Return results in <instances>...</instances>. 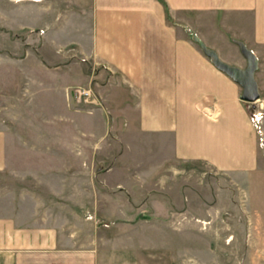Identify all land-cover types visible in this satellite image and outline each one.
<instances>
[{"label":"crops","instance_id":"obj_1","mask_svg":"<svg viewBox=\"0 0 264 264\" xmlns=\"http://www.w3.org/2000/svg\"><path fill=\"white\" fill-rule=\"evenodd\" d=\"M11 2L0 0V264H121L119 236L103 225L157 197L188 211L209 188L246 224L264 211L253 105L200 46L244 69V44L259 94L248 103L264 110V0ZM198 20L223 48L177 25ZM92 64L103 107L88 113L65 91L87 84ZM9 93L20 104L14 132Z\"/></svg>","mask_w":264,"mask_h":264},{"label":"rangeland","instance_id":"obj_2","mask_svg":"<svg viewBox=\"0 0 264 264\" xmlns=\"http://www.w3.org/2000/svg\"><path fill=\"white\" fill-rule=\"evenodd\" d=\"M8 1L10 9L12 0ZM18 1L28 3L32 0ZM210 22L207 20L184 21L177 25L184 29L186 37L191 36L188 29L192 28L191 25H195L209 37L212 45L223 48V43L218 36L216 37L214 32L209 33V27H212L209 25ZM170 23L172 21H169V25ZM216 24L222 25V21H216ZM240 45L244 44L240 43ZM97 70L98 66L92 64L89 73L90 81L84 85L72 86H90L103 100L98 90L100 83L97 81ZM10 83L8 92H14L12 91L14 87ZM8 92L5 94L7 95ZM9 95L8 102L12 103L13 107L9 110V114L3 118L7 119L4 122L9 126V130L14 132L17 113H19L16 111V107H19L20 104L16 100L15 94L11 96L9 93ZM245 103L253 105L249 106L248 118L257 136L258 145L264 152L263 134L257 131V127L251 121V117H253L251 115L254 112L260 111L264 114V110L260 108L258 102L257 104H254L255 102ZM85 107L88 106L82 105L79 108ZM94 109L96 108L86 112L91 113ZM263 119L264 115L260 117V129H262ZM14 139L15 137L11 135L9 142ZM199 168L201 167L199 166ZM186 170H189V167H186ZM197 170V173L201 174L198 168ZM216 189L219 190L217 187ZM195 191L198 192L196 189ZM195 191L192 190L190 195L194 194ZM208 192L209 188H207V193L201 190L200 199L201 201L204 199L206 201L208 199L219 201L217 203L218 209L215 207L214 211L208 202L202 204L199 200L194 202V207L189 208L190 211H182L175 205L172 208L160 204V197H157L150 210L141 209L143 211L128 213L126 219L129 218V221H119V224H115L112 229L103 225L105 233L108 234L112 230V234L115 232L114 235L119 236L118 249L116 250L125 254L120 260L121 264H264V211L258 216V212H251L250 219L252 222L248 219L247 225L245 213L240 212L234 205L229 206L228 209L227 197L225 202L220 198L223 191H218L219 196L217 197L208 194ZM255 206L252 202L249 205V207ZM168 207L170 209H167ZM193 208L195 209L191 210ZM208 209L210 211H207ZM133 214H135L134 218H132Z\"/></svg>","mask_w":264,"mask_h":264},{"label":"water","instance_id":"obj_3","mask_svg":"<svg viewBox=\"0 0 264 264\" xmlns=\"http://www.w3.org/2000/svg\"><path fill=\"white\" fill-rule=\"evenodd\" d=\"M200 46L205 55H207L211 59L215 67H217L219 70L231 77L239 85H241V87L243 88V92L241 95L242 100L246 102H254L258 99L259 94L257 91V84L253 77V73L256 68V60L251 51L245 49V47L241 45V50L247 59V65L244 69H239L235 66L221 61L213 50L207 49L202 43H200Z\"/></svg>","mask_w":264,"mask_h":264},{"label":"built area","instance_id":"obj_4","mask_svg":"<svg viewBox=\"0 0 264 264\" xmlns=\"http://www.w3.org/2000/svg\"><path fill=\"white\" fill-rule=\"evenodd\" d=\"M66 97L68 103L75 109H80L82 105L88 106L80 110L90 111L93 108H102L103 100L97 95L95 90L90 86H72L67 87ZM80 107V108H79ZM264 115L260 111L254 112L251 116V121L257 127L259 133L262 132L260 129V117ZM262 134V133H261Z\"/></svg>","mask_w":264,"mask_h":264}]
</instances>
